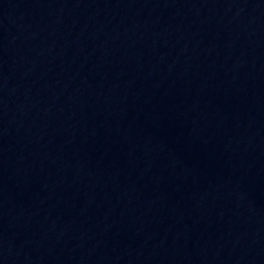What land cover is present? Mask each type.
<instances>
[{"label": "water", "instance_id": "water-1", "mask_svg": "<svg viewBox=\"0 0 264 264\" xmlns=\"http://www.w3.org/2000/svg\"><path fill=\"white\" fill-rule=\"evenodd\" d=\"M0 264H264V0H0Z\"/></svg>", "mask_w": 264, "mask_h": 264}]
</instances>
